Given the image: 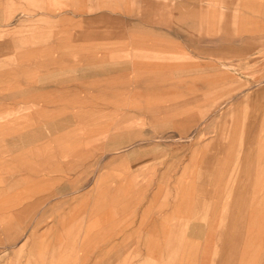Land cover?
<instances>
[{
  "label": "rangeland",
  "instance_id": "obj_1",
  "mask_svg": "<svg viewBox=\"0 0 264 264\" xmlns=\"http://www.w3.org/2000/svg\"><path fill=\"white\" fill-rule=\"evenodd\" d=\"M148 1L177 0H0V188L29 190L16 207L0 197V220L16 209L9 223L25 242L13 261L1 231L0 264H65L69 236L104 248L132 235L151 201L136 237L150 234L191 184V156L220 162V148L202 144L220 143L230 121L241 129L246 97L264 93V12L238 13L264 0H192L197 16L182 23L155 20ZM227 8L240 20H224ZM115 191L129 207L146 198L114 215Z\"/></svg>",
  "mask_w": 264,
  "mask_h": 264
},
{
  "label": "crops",
  "instance_id": "obj_2",
  "mask_svg": "<svg viewBox=\"0 0 264 264\" xmlns=\"http://www.w3.org/2000/svg\"><path fill=\"white\" fill-rule=\"evenodd\" d=\"M230 2L231 0H222L223 7L231 6ZM148 4L149 8L158 10L155 20L160 22H170L172 18L175 22L182 23V20L190 21L197 16L192 0L189 6L183 5L182 0H177L173 6L150 1ZM233 6L240 7V2ZM244 8L245 10L238 9V13L246 15V9L252 8L253 11L264 12V8L259 10L253 4H245ZM227 9L220 13V16H228L224 20H240L230 19V9ZM246 19L248 18L243 20ZM152 30L158 33L164 31L157 26ZM147 36L149 39L150 35ZM110 37L114 39L115 36L112 33ZM143 37L146 39V35ZM116 39H120V36ZM261 91L256 92L253 97H246L249 101L247 109L244 110V124L241 129L240 125L230 126V121L227 126H223L220 143L216 141L202 144V150L220 148V162L213 165L208 161L199 167L197 159L193 160L191 156V162L194 163L183 174H189L191 184L184 185L186 189L181 187V191L176 192L170 212L165 213L162 210L165 214L152 221L151 227H148L150 234L136 237L137 231L143 230L144 223L149 219L151 201L141 213L139 224L133 228L135 232L128 237L110 238L104 248L99 237L91 241L84 236L77 241L69 236L65 240V264H264V93ZM10 140L12 138H7L12 146L14 142ZM199 180L203 183H218L217 188L210 191L211 188L209 190V186L201 185L203 183H199ZM202 188L207 189V192ZM27 191L29 190L21 191L13 186L8 189L0 188V197L3 202H12L16 207L21 195ZM83 196L87 197V194ZM92 196L95 199L93 213L96 214L101 206V196L95 190ZM145 196L134 195L132 206L129 207L130 195L115 191L111 197L110 213L117 215L133 210L142 204ZM154 197L155 195L152 196ZM161 205L163 208L166 202L162 200ZM17 212L15 209L0 220L3 243L7 245L1 255L8 251L10 256L13 255V261L18 260L16 251L19 252L25 245L22 242L20 225L9 223L10 216ZM21 214L22 212L19 213L20 216ZM96 220L98 219L91 222L94 227ZM142 246L144 248H140ZM88 252H91L90 256L86 255ZM133 256L137 260L130 261Z\"/></svg>",
  "mask_w": 264,
  "mask_h": 264
}]
</instances>
